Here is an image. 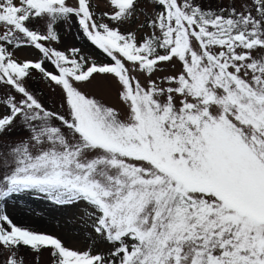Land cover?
<instances>
[{"label":"snow or ice","instance_id":"obj_1","mask_svg":"<svg viewBox=\"0 0 264 264\" xmlns=\"http://www.w3.org/2000/svg\"><path fill=\"white\" fill-rule=\"evenodd\" d=\"M23 195L82 246L17 223ZM45 253L264 264V0H0V264Z\"/></svg>","mask_w":264,"mask_h":264},{"label":"rangeland","instance_id":"obj_2","mask_svg":"<svg viewBox=\"0 0 264 264\" xmlns=\"http://www.w3.org/2000/svg\"><path fill=\"white\" fill-rule=\"evenodd\" d=\"M76 29L73 28L71 32L66 35L62 34L64 45H80V41L75 39ZM89 47L99 56L98 49L94 46ZM26 51H34L26 49ZM34 87L44 88L43 84L34 85ZM46 97L51 96L47 88H44ZM59 90H57L58 92ZM86 91L89 94L95 95L97 98L102 99L106 104L115 106L117 108L122 107L118 100L115 87L108 90L104 85L98 87L88 88ZM8 211L16 220L17 223H26L33 227L45 230L48 232H55L61 235L65 239L66 243L72 245L77 244L82 246L76 239V233L71 229L70 225L75 221L72 219L71 212L65 211L59 207L53 206L49 201L43 199L40 196L23 195L18 199L9 201ZM25 264H32L31 255H25ZM40 264H50L48 254L45 253L40 260Z\"/></svg>","mask_w":264,"mask_h":264}]
</instances>
